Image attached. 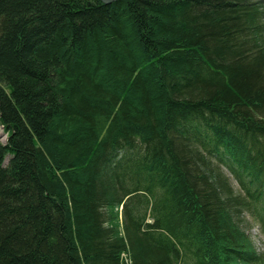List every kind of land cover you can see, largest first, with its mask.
Here are the masks:
<instances>
[{
	"label": "trees",
	"instance_id": "obj_1",
	"mask_svg": "<svg viewBox=\"0 0 264 264\" xmlns=\"http://www.w3.org/2000/svg\"><path fill=\"white\" fill-rule=\"evenodd\" d=\"M0 124V264H264V0H0Z\"/></svg>",
	"mask_w": 264,
	"mask_h": 264
},
{
	"label": "rangeland",
	"instance_id": "obj_2",
	"mask_svg": "<svg viewBox=\"0 0 264 264\" xmlns=\"http://www.w3.org/2000/svg\"><path fill=\"white\" fill-rule=\"evenodd\" d=\"M6 137L3 136V134L0 133V141L1 143L5 142ZM222 169L224 170L225 174L227 175L232 187L238 191V184L232 177L230 171L226 168V166L222 165ZM244 219L246 221V233L250 237L251 241L253 242L255 248L258 251H264V235L261 233L260 228L258 224L254 221V219L248 214L244 213Z\"/></svg>",
	"mask_w": 264,
	"mask_h": 264
},
{
	"label": "water",
	"instance_id": "obj_3",
	"mask_svg": "<svg viewBox=\"0 0 264 264\" xmlns=\"http://www.w3.org/2000/svg\"><path fill=\"white\" fill-rule=\"evenodd\" d=\"M101 1H103L105 3H109V2L114 1V0H101Z\"/></svg>",
	"mask_w": 264,
	"mask_h": 264
},
{
	"label": "built area",
	"instance_id": "obj_4",
	"mask_svg": "<svg viewBox=\"0 0 264 264\" xmlns=\"http://www.w3.org/2000/svg\"><path fill=\"white\" fill-rule=\"evenodd\" d=\"M3 130V126L0 124V131ZM6 134L3 133V136L5 137Z\"/></svg>",
	"mask_w": 264,
	"mask_h": 264
},
{
	"label": "bare ground",
	"instance_id": "obj_5",
	"mask_svg": "<svg viewBox=\"0 0 264 264\" xmlns=\"http://www.w3.org/2000/svg\"><path fill=\"white\" fill-rule=\"evenodd\" d=\"M3 143V142H2Z\"/></svg>",
	"mask_w": 264,
	"mask_h": 264
}]
</instances>
